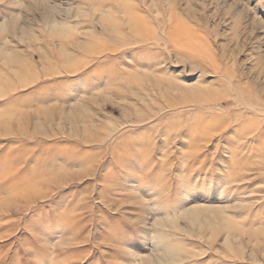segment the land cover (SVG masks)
<instances>
[{"label":"rangeland","instance_id":"rangeland-1","mask_svg":"<svg viewBox=\"0 0 264 264\" xmlns=\"http://www.w3.org/2000/svg\"><path fill=\"white\" fill-rule=\"evenodd\" d=\"M0 264H264V0H0Z\"/></svg>","mask_w":264,"mask_h":264}]
</instances>
